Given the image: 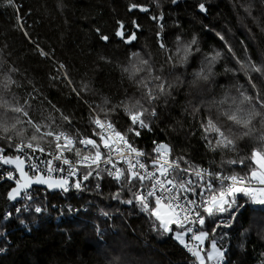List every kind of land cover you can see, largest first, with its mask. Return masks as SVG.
Segmentation results:
<instances>
[{
	"label": "trees",
	"instance_id": "trees-1",
	"mask_svg": "<svg viewBox=\"0 0 264 264\" xmlns=\"http://www.w3.org/2000/svg\"><path fill=\"white\" fill-rule=\"evenodd\" d=\"M120 27L123 39L117 38ZM249 58L264 65V0H0V96L24 105L35 123L95 139L94 116L125 130L131 122L122 102L140 100L156 115L145 113L151 130L136 145L148 151L154 141L165 143L172 157H183L181 165L190 168L246 175L255 167L249 159L243 165L227 161L250 157L264 144L259 125L237 141L236 150L215 151V135L202 127L239 96L238 87L253 96L264 93V77L250 73L254 89L239 70L237 61ZM153 76L162 78L165 93L149 103L138 81ZM9 77L14 83H8ZM160 82L152 83L154 92ZM226 97L228 103L221 105ZM117 105L107 116L100 111ZM17 127L26 129L27 143L33 129L26 123ZM4 135L0 131V148L9 149ZM11 135L12 142L21 139ZM50 140H41V146L52 148ZM97 181L102 190L88 189L83 196L111 216V222L95 218L102 241L94 227L82 222L53 223L31 209L15 214L19 202L8 199L13 185L0 178V264H190L173 233L157 231L155 218L135 201L133 193L142 188L124 185L123 179ZM236 201L244 207L234 218L232 211L214 217L202 212L205 224L199 230L209 233L205 248L215 240L225 251L224 264H264V206L243 194Z\"/></svg>",
	"mask_w": 264,
	"mask_h": 264
},
{
	"label": "snow or ice",
	"instance_id": "snow-or-ice-1",
	"mask_svg": "<svg viewBox=\"0 0 264 264\" xmlns=\"http://www.w3.org/2000/svg\"><path fill=\"white\" fill-rule=\"evenodd\" d=\"M11 2L12 0H9V3ZM199 7L202 11L205 10L203 3ZM117 34L122 35V33ZM134 38L135 36L133 35L132 39ZM102 39H107V37H102ZM221 39H223L222 36ZM196 42V39L193 38L191 44L194 45ZM161 47H164V45L161 44ZM228 50L230 52L232 51L231 48ZM41 54L46 55L43 52ZM219 56L220 53L217 52L212 59L215 60ZM142 63L147 65L148 61L145 60ZM237 63L240 65L239 70L248 76L249 83L255 89L256 84L253 83L250 73L256 72L264 77V65L257 66L250 58L247 61L238 60ZM13 71L15 70L13 69ZM124 71H128V69H124ZM140 71L141 69L139 68L135 69L137 73ZM201 75L203 79H208L206 75ZM154 81H161L155 84V92L152 87ZM8 83H14V81L9 77ZM138 85L145 90L143 98L149 103L158 99L159 94L165 93V83L162 82L160 76H153L151 81L142 79L138 81ZM5 87H7V84H5ZM237 91L239 96L232 97L231 104L228 107L224 108L216 118L208 117L206 123L202 125L205 133L215 135L214 151L218 148L236 150L237 141L250 137L256 125H259L256 130L261 132L259 139L264 141V93L257 91L253 96L248 94L246 90H242V86L238 87ZM107 103L108 101L105 100V104ZM227 103V97L225 100L220 101L221 105ZM122 106L131 122L130 126L125 130H118L115 127L114 121L102 119L100 115H96L92 119V123L96 126L92 135L99 138V141H97V139H93L91 136L80 137L79 134L72 136L64 131L57 132L51 125L42 126L39 123H35L29 117V113L24 105H20L18 102L13 103L0 96V109H3L0 112V131L5 134L2 138L9 141L13 139L11 133L20 137L21 139L14 147L21 152H23L25 147L33 149L34 151L44 152L45 149L41 146L40 141L46 137L53 138L56 154L49 153V155H52L54 160H62L63 164L69 165V175H75L78 169L63 154L67 151H74L75 155L80 158L78 163L90 169V171L84 174V180H87L92 175L91 169L93 166L96 169H100L101 163H104L112 166L111 169H104V171L118 183L123 179L124 185L143 188L144 182L149 181L147 191L138 190L133 193V197L142 211L147 212L151 217L155 218L157 222L155 224L156 230L161 231L162 234L174 233V239L183 245L195 258L193 264H208L209 261H213L214 264H223L225 251L217 247L215 240L211 242L210 251H205L202 247L204 241L209 238V233L204 230L194 232L193 228L187 225L198 222L202 227L205 224V217L201 215L200 211H195L196 208L201 207L208 217H214L217 213L232 211V217L234 218L236 211L244 207V205L237 204V194H243V196L248 197L254 205L264 206V144L261 147L254 148L250 157L227 161L230 165L237 163L243 165L245 159H249L255 167H250V171L246 175H240L238 173L223 175L222 173H208L204 169L181 167L180 162L183 160V157L169 159L170 149L164 144H158L154 149L157 156L152 159L153 170L150 171L146 163L141 162L139 159L140 157L146 156V153L136 148L130 137L140 136L141 129L147 128L149 131L151 130L149 123L146 122L144 117L145 113H148L150 116H155V108L149 111V108L144 107L140 100H136L130 105L123 104L122 102ZM118 107H121V105L114 106L107 111L101 108L100 111L105 112V116H107L108 112H115ZM9 112L19 115L9 117ZM21 117H28V119L25 121ZM62 119L70 122L69 117L63 114ZM9 121L13 122L10 123ZM25 123L33 129L32 135L27 143L23 140L26 129L17 127ZM42 127L48 130L42 131ZM33 141L36 143L34 144ZM49 143H52V141L50 140ZM212 143L213 141L210 140L209 145L211 146ZM77 144L83 145L85 149L91 150L87 154H83L82 150L77 147ZM102 149L107 151H102ZM3 152L4 149L0 148V162L3 164H14L16 171L20 173V179L17 180V187L13 188L9 193L10 199H15L20 194L21 189L28 188L32 183L47 184L50 188L58 187L67 191L66 185L68 181L66 178L59 180H52L51 178L50 174L52 171H64L63 168L54 169L51 166L52 160L45 162L49 176L45 178L43 175H37L33 179L24 171L25 160L21 159L20 156H5ZM113 152L117 153L118 157L127 164L126 168L117 167L116 163L113 162ZM31 167L33 169L38 168L36 164L31 165ZM190 172H194L195 176L201 181L204 180L206 175L212 179H209L206 184L197 185L191 179H187L184 175H181V173L189 174ZM96 175L99 177L100 171H97ZM8 178H13L11 172L8 173ZM213 179L219 180L220 187L218 189H213ZM133 181L138 182V184H133ZM225 181L229 183L225 185ZM253 181L255 185H253ZM197 186L205 188L211 193L207 199H202L199 204L194 200L188 199L186 195L182 196V193H195ZM75 187L80 188V183L77 182ZM200 195L203 196V192ZM114 198L119 199V193H116ZM123 202L131 204L133 200ZM188 205H194L195 208L188 207ZM41 210L40 207L35 208L37 213L41 212ZM193 211H195V219L191 218ZM176 229H179V231ZM188 233L192 234L190 240L196 241L197 243L192 244L186 241L185 237Z\"/></svg>",
	"mask_w": 264,
	"mask_h": 264
},
{
	"label": "built area",
	"instance_id": "built-area-1",
	"mask_svg": "<svg viewBox=\"0 0 264 264\" xmlns=\"http://www.w3.org/2000/svg\"><path fill=\"white\" fill-rule=\"evenodd\" d=\"M148 131L149 130L147 128L141 129V134L143 132H148ZM140 136L138 137L131 136L130 139L133 141V144L136 148L146 153V156L140 157L139 159L141 162L146 163V165L148 166V169L151 171L153 170L152 159L157 156V153L154 151V149L156 148L158 144H164V145L166 144L162 142L154 141L155 143L152 142L150 149L147 151L145 148L138 147L136 145L138 140L140 139ZM51 140L53 144L52 148L48 149V148L43 147L45 149L44 152L34 151L33 149H29L27 147L23 149V152L18 151L14 147L16 142H12V141H9L11 145L10 148L4 149L3 155L13 156V157L20 156L21 159L25 160L24 169L28 173V175L32 177L33 179H35V176L37 175H43L45 176V178H47L49 176V173L47 171V165L45 162L48 160H52L51 166L54 169H60V168L64 169V171H56V170L52 171L50 174L52 180H59L62 178H66L68 181L66 185L67 191L63 189L57 192H49L46 189L34 187L30 191L22 194L19 201H17L19 203L16 205L14 209L15 214H18L20 212H29L31 209V210H34L36 214H41L43 217H45L49 221H52L53 223L58 224L62 221L82 222V223H85V224H88L94 227L96 230L98 240L102 241L101 226L95 220V218H99L101 220L103 219V220H107L111 222V216L106 214L90 198L83 196V192L88 189L101 191L102 184L98 182L97 179H102V178L113 179L112 177L107 175L106 171H104V169H111L112 166L110 164H104V163H101L100 169H96L95 166H93V168L91 169L92 175L89 176L87 180H84L83 179L84 174L90 171V169L84 167L83 164L78 163L80 158L75 155L74 151H67V152H64L63 155L66 158H68L70 161H72L73 165L78 169L75 175H69V165L63 164L62 160H54L52 158V155H49V153L56 154L55 141L53 138H51ZM97 141H99V138L97 139ZM77 147L82 150L83 154H87L91 150V149H85L83 145H79V144H77ZM168 149L170 148L168 147ZM102 151L106 152L107 150L102 149ZM112 156H113V162L116 163L117 167H120V168L127 167V164L122 159H120V157H118L117 153L113 152ZM168 158L174 159L171 155V151H170V155ZM33 164H36L38 168L33 169L31 167V165ZM181 167H187V166L181 165ZM97 171H100L99 177H97L96 175ZM139 171H142V170H139ZM9 172L12 173V176H13L12 179L8 178ZM207 172L208 173H221V172H214V171H208V170ZM181 175H184L185 178L187 179H191L194 182V184H197V185L206 184V182L209 179H212L211 177L206 175L204 180L201 181L195 176L194 172H190L189 174L181 173ZM223 175H227V174H223ZM0 178H5L9 180L11 183L13 182L17 183L18 176H17L15 165L14 164H3L2 162H0ZM77 182L80 183V188L75 187V184ZM149 183H150L149 181H145L144 182L145 185L140 191H147ZM228 183H229L228 181H225V185H227ZM97 185H99V187H97ZM253 185H255L254 181H253ZM219 187H220L219 180L213 179V189L215 190V189H218ZM201 192H203V196L200 195ZM184 195H186L188 199L194 200L196 201L197 204H199L202 199H207L208 196L211 195V193L208 192L205 188L197 186L195 193H192V192L182 193V196ZM36 207H40L42 209L41 212L37 213L35 211ZM188 207L195 208L194 205H188ZM195 211H200L202 215L203 209L202 207L196 208ZM195 211H193L192 213V217H191L192 219H195ZM9 217H10V213H7L5 219H8ZM187 226L192 227L193 231L195 232L199 230L200 225L197 222V223L190 224ZM191 235H192L191 233H188V235L186 236V241L192 244L197 243L196 241L190 240ZM184 250L188 256L189 263L193 264L195 258L186 248H184ZM223 264H224V261H223Z\"/></svg>",
	"mask_w": 264,
	"mask_h": 264
},
{
	"label": "water",
	"instance_id": "water-1",
	"mask_svg": "<svg viewBox=\"0 0 264 264\" xmlns=\"http://www.w3.org/2000/svg\"><path fill=\"white\" fill-rule=\"evenodd\" d=\"M118 33H122V35H118V34H117V38H118V39H123V37H124V33H123V29H122V27L119 28ZM103 42L106 43V42H107V39H103ZM24 171H25V169H24ZM17 176H18V179H20V173H19L18 171H17ZM13 183H14V182H13ZM13 183H12V184H13ZM16 187H17V183H14V184H13V188H16ZM34 187H36V188H43V189L48 190L49 192H57V191L63 190V188H58V187L50 188L47 184L32 183L28 188H26V189H21V190H20V194H19L15 199H10V198H9V194H8L9 202H11V203H15V202L19 201V199H20V197L22 196V194H24V193L30 191V190H31L32 188H34ZM13 188H12V189H13ZM12 189L10 190V192L12 191ZM10 192H9V193H10Z\"/></svg>",
	"mask_w": 264,
	"mask_h": 264
},
{
	"label": "rangeland",
	"instance_id": "rangeland-1",
	"mask_svg": "<svg viewBox=\"0 0 264 264\" xmlns=\"http://www.w3.org/2000/svg\"><path fill=\"white\" fill-rule=\"evenodd\" d=\"M177 231H179V230H177ZM173 238H174V233H173ZM185 239H186V237H185ZM175 240V239H174ZM179 245H181L177 240H175ZM205 244H206V240L204 241V243H203V249L205 250V251H210L211 250V243L209 244V247L206 249L205 248ZM181 246H183V245H181ZM212 263H214L213 261H209L208 262V264H212Z\"/></svg>",
	"mask_w": 264,
	"mask_h": 264
},
{
	"label": "bare ground",
	"instance_id": "bare-ground-1",
	"mask_svg": "<svg viewBox=\"0 0 264 264\" xmlns=\"http://www.w3.org/2000/svg\"><path fill=\"white\" fill-rule=\"evenodd\" d=\"M12 217V216H11Z\"/></svg>",
	"mask_w": 264,
	"mask_h": 264
}]
</instances>
